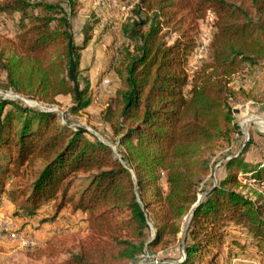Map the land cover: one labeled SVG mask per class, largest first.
I'll list each match as a JSON object with an SVG mask.
<instances>
[{"label":"trees","instance_id":"16d2710c","mask_svg":"<svg viewBox=\"0 0 264 264\" xmlns=\"http://www.w3.org/2000/svg\"><path fill=\"white\" fill-rule=\"evenodd\" d=\"M135 8L121 29L119 84L106 109L120 159L56 111L0 97V203L29 219L44 205L54 218L64 207L85 215L88 234L66 264H125L180 232L197 200L195 178L208 169L204 150L238 133L228 103L232 77L264 59V0H139ZM12 12L16 36L0 41L6 86L46 105L69 95L72 113L88 105V87L78 83L83 44L73 35V0H3L0 13ZM207 13L209 56L188 78L193 32ZM248 145L223 164L234 169L203 190L186 230V258L175 264H214L230 224L264 245V196L238 190L236 178ZM246 171L264 185L263 167Z\"/></svg>","mask_w":264,"mask_h":264},{"label":"rangeland","instance_id":"374dc122","mask_svg":"<svg viewBox=\"0 0 264 264\" xmlns=\"http://www.w3.org/2000/svg\"><path fill=\"white\" fill-rule=\"evenodd\" d=\"M138 3L139 0H73V35L77 42L83 44V48L79 50L78 83L80 87H88V105L72 113L70 109L73 102L69 95L57 96V103L53 105L43 104L6 86L1 72L0 97L19 99L31 106L56 111L65 117L64 122L67 120L69 127L83 129L87 137H96L106 143L113 156L120 159L122 147L118 144L117 136L112 133L110 121L106 118V109L111 105V97L119 84L114 68L118 66V50L123 46L121 29L125 23L136 18L133 11ZM212 18V14L207 13L193 32L196 48L186 60L188 78L202 61L208 59ZM17 22V13H0L1 42L14 39ZM230 86L235 91L229 96L228 103L232 112V124L238 133L234 132L228 140L220 141L204 150L203 158L208 161V169L205 173L199 172L195 178L197 200L192 210L182 217L180 232L175 236H166L160 245L145 248L135 261L125 264H156L160 261L175 264L184 261V246L186 242H191L190 238L185 242V235L194 207L206 193L203 191L205 187L211 183L216 184L219 177H224L234 169V166L226 169L223 164L238 156L246 143L249 145L242 158L247 165L237 172L236 178L242 183L238 190L254 198L249 191V188H254L264 196V185H257L253 180L245 178L251 174L247 169L258 166L264 168V124L261 123L264 122V59L256 70L243 68L235 74ZM223 155L226 156L222 158ZM196 170L201 171L199 167ZM81 176L76 182L83 180ZM4 188H9V180L4 182ZM41 210L34 219L14 216L12 205L3 199L0 203V264H66L78 253L80 242L88 234L85 215L64 207L54 218L52 206L44 205ZM150 228L155 232L153 223ZM8 231L28 237L33 243L22 246L18 240H9L5 235ZM224 231L226 233L217 247L214 264H264V245L251 242L246 229L230 224Z\"/></svg>","mask_w":264,"mask_h":264},{"label":"built area","instance_id":"2783aa9c","mask_svg":"<svg viewBox=\"0 0 264 264\" xmlns=\"http://www.w3.org/2000/svg\"><path fill=\"white\" fill-rule=\"evenodd\" d=\"M5 235L9 240H18V243L22 246L31 245L33 243L32 240H30L28 237H23L15 231H8Z\"/></svg>","mask_w":264,"mask_h":264},{"label":"bare ground","instance_id":"6f19581e","mask_svg":"<svg viewBox=\"0 0 264 264\" xmlns=\"http://www.w3.org/2000/svg\"><path fill=\"white\" fill-rule=\"evenodd\" d=\"M262 124H264V122H261Z\"/></svg>","mask_w":264,"mask_h":264},{"label":"water","instance_id":"95a60500","mask_svg":"<svg viewBox=\"0 0 264 264\" xmlns=\"http://www.w3.org/2000/svg\"><path fill=\"white\" fill-rule=\"evenodd\" d=\"M184 231V230H183Z\"/></svg>","mask_w":264,"mask_h":264}]
</instances>
